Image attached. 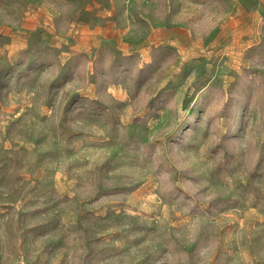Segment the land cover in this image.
I'll return each mask as SVG.
<instances>
[{
  "label": "rangeland",
  "instance_id": "obj_1",
  "mask_svg": "<svg viewBox=\"0 0 264 264\" xmlns=\"http://www.w3.org/2000/svg\"><path fill=\"white\" fill-rule=\"evenodd\" d=\"M0 264H264V0H0Z\"/></svg>",
  "mask_w": 264,
  "mask_h": 264
}]
</instances>
